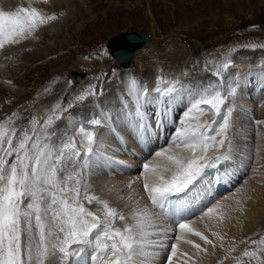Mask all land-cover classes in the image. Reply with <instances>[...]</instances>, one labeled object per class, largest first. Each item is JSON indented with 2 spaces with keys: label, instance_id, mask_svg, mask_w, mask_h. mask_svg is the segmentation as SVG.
Instances as JSON below:
<instances>
[{
  "label": "snow or ice",
  "instance_id": "6c2138e0",
  "mask_svg": "<svg viewBox=\"0 0 264 264\" xmlns=\"http://www.w3.org/2000/svg\"><path fill=\"white\" fill-rule=\"evenodd\" d=\"M56 19L55 13L46 14L32 6L31 0L28 6L15 10L0 7V49L32 37L41 26ZM237 87L229 85L227 92L219 88L197 90L183 111L181 126L175 130L172 144L180 151L165 148L155 152V161L143 164V189L152 207L164 215L182 211L172 198L186 195L206 168L228 158L220 149L230 143L235 106L228 103V98L236 96ZM153 91L165 104L159 112L160 119L155 121L159 127L167 116L166 102L178 89L174 84L164 88L157 85ZM95 94V87L89 86L76 100ZM148 97L147 87L139 86L134 79L129 81V103L124 104L123 115L141 138L152 128L145 110ZM59 112L60 106H54L43 124L33 117L31 129L19 135L12 117L0 121V264H49L50 259H56L58 264H83V256L89 250L92 264H150L155 252L149 249L165 246L151 239L162 234L154 231L155 214L147 205L139 207L136 202L126 215L92 192L87 180L91 170L101 166V159H109L103 155L96 133V128L103 125L102 119L97 115L77 124L74 135L65 134L54 144L49 128L61 119ZM207 114H211L210 121L204 118ZM104 119L111 121L112 117L106 114ZM213 149L217 154L209 156ZM132 183L127 187L131 188ZM128 199H132L131 194ZM94 203L100 206L96 211L87 206ZM221 207L213 205L204 215L216 213ZM218 215L223 219V213ZM117 222L122 226H117ZM178 227L215 246L187 223L180 222ZM212 235L223 239L217 232ZM181 239L184 237L177 236V240ZM250 243L255 249H246L241 257H234L235 264H243L242 258L264 264V237ZM194 247L206 251L199 244ZM176 251L177 245L172 244L168 264ZM234 251L235 246L229 248L225 259Z\"/></svg>",
  "mask_w": 264,
  "mask_h": 264
},
{
  "label": "bare ground",
  "instance_id": "6f19581e",
  "mask_svg": "<svg viewBox=\"0 0 264 264\" xmlns=\"http://www.w3.org/2000/svg\"><path fill=\"white\" fill-rule=\"evenodd\" d=\"M77 1L31 0L32 6L41 9L46 14L55 13L57 16L56 20L41 26L33 35L52 36V39H54V43L38 48L34 54L36 57L39 59L47 58L59 51L60 47L58 48V46L61 40L56 32L62 24L68 25L71 20L79 17L80 13L75 11L74 8ZM29 2L30 0H0V7L4 10H15L16 7L21 5L28 6ZM198 44L206 47L203 41ZM4 48L6 49L4 56L0 55L1 74L4 72L1 64L3 57L6 56L5 54H11L8 49L9 45ZM140 48L133 53L128 67L133 62L134 54ZM176 48L170 58L172 65L168 68H163L162 65L158 64L151 65L148 57L138 51L134 56V61H136L138 67H124L125 69H122L113 81L107 84L104 93H102V98L99 99V97L93 96L87 101V104L84 105L85 109L89 108L86 110H90L87 116H85L86 112L81 107H77L60 121L56 120L54 129L49 130L52 135L57 134L61 138L67 132H60V130H68V133L74 135L77 124L90 120L95 112L96 115L100 116L103 125L96 128V133L99 142L102 144L101 151L109 159H101V166L93 168L91 174L87 176V180L91 185V191L101 194L112 206L124 208L123 211L127 214L136 206V202H138L139 207L147 205L151 209V202L143 189L142 166H140L142 162L155 161L157 159L154 155L155 152L165 148L172 147L174 151H180L171 144V146H164V141H160L161 138L157 139V136L158 131L162 136L167 130H170L172 124L170 116L174 112H180L182 108H185L184 106L187 108L192 93H195L196 89H200L201 82L206 84V81L210 79L206 77L205 79L202 78L203 80H197L196 84H193L194 90L191 93L190 89L192 87L190 88V85L194 74L202 70L205 73L204 76L212 74L211 72L221 75L219 73L223 71L219 64L221 59L216 55H208L206 60H203L204 62L201 61L202 66L197 68L198 71L193 70L190 64L187 66V62L192 57L191 52L182 45H178ZM251 54L240 51L235 57L234 69L237 70L236 73L231 71V73H228L229 78L224 79L225 84L223 86L226 91H228L229 85L238 86L236 96L231 98L235 104L236 113L233 115V129L229 133L230 143L225 145L227 149L220 151L227 153L228 158L206 168L186 195L180 194V196L172 198L178 202V206L182 211L179 213L172 212L171 215L166 216L159 209H156V212L152 210L156 220L154 231L162 234L155 235L151 239L160 241L165 246L149 249L155 252V255L150 258V264H168V257L172 254V244L177 245V251L172 257L171 264H224L223 261L229 262L231 260H233L232 264H235L233 258L237 253H239L237 257H240L246 249L254 250L255 246L250 241L264 237V182L254 179L252 174H249L245 181L240 182L243 173L247 172L246 167L250 165L254 153H260L264 147L253 146L252 141L264 139V130L258 129L256 133L251 125V112L253 113L254 110L256 112L258 109H261L259 113L262 112V108L257 106L261 98H264V53L256 54L254 57ZM133 79L139 86L147 87L149 92L145 110L152 128L143 138L137 135L136 129L126 123L123 115L126 111L124 104L129 103L126 99L128 83ZM171 84H174L178 91L168 98L166 110L168 107H172L173 113L171 111L170 115V110H167V116L164 118L163 123L157 127L153 120L156 115H158L156 119H160L159 112L165 109V104L160 102L161 98L153 90L157 85L164 88ZM40 91L44 95L47 93L42 87ZM106 114L111 115V121L104 119ZM154 114L156 115L154 116ZM209 118H212L211 114ZM113 128L115 132H113ZM56 129L57 132L55 133ZM77 139L79 140V137ZM184 154L188 155L187 152ZM216 154V150L213 149L210 150L208 155L214 156ZM221 174L225 176L222 179L223 182H216L217 184H213L208 190L206 183L214 176L216 178L220 177ZM129 182H134L131 188L127 187ZM130 194L132 196L131 200L128 199ZM120 197H123V199ZM216 204H220L222 207L216 213L204 215L209 207ZM218 213H223V219L220 218ZM180 222L187 223L195 231L203 233L213 241L215 246L205 243L200 237L187 232V230L181 231L178 227ZM120 225V222H117V226ZM213 232L219 233L223 239L213 236ZM177 236H183L184 239L177 240ZM186 240H192L194 243H186ZM241 243H247V248L241 249ZM194 244L201 245V249H206V251L196 249ZM233 246H235V251L228 256V259H225L229 248ZM89 259L90 250L83 256V264H92ZM262 260H264V257H262ZM252 264H256V261L253 260Z\"/></svg>",
  "mask_w": 264,
  "mask_h": 264
},
{
  "label": "rangeland",
  "instance_id": "374dc122",
  "mask_svg": "<svg viewBox=\"0 0 264 264\" xmlns=\"http://www.w3.org/2000/svg\"><path fill=\"white\" fill-rule=\"evenodd\" d=\"M74 8L80 13L79 17L71 20L68 25L62 24L56 32L62 42L58 46L60 48L57 53L47 58L36 57L34 54L37 49L54 43V39L52 36H32L21 40L18 44L9 45L11 54H5L6 56L3 57L1 64L4 72L0 73V121L12 117L17 135L25 129H31L30 121L33 117L38 119L39 124H43L56 105L60 106L58 114L61 115V119L77 107H81L87 116L90 111L86 110L89 109L88 107L84 108L87 101L93 96L102 98L107 84L125 69L117 64L108 49L110 38L121 31H137L152 35L150 43L138 50L148 57L151 65L158 64L163 68L171 66L170 58L178 45L186 47L191 52L192 57L187 62V66L190 64L193 70L198 71L197 68L202 66L201 61L206 60L208 55L219 56L221 59L219 64L223 69L219 73L221 75L211 72L212 74L204 76L202 70L196 72L190 85L191 93L194 90L193 84L206 77L211 80H207L206 84L201 82L200 89L219 88L227 92L223 86L224 79L229 78V72L236 73L237 70L234 69L236 55L240 51L252 53V57L264 53V0H78ZM201 41L206 47L199 46L198 43ZM5 51V48L0 49V55L4 56ZM134 56L129 67L137 68ZM226 63L227 68L224 67ZM72 69L86 71V78L72 82L68 74ZM89 86L95 87L96 94L89 95L83 101H77L76 96L88 90ZM232 86L237 85L232 84ZM41 87L45 89V93L47 92L45 95L41 94ZM231 98H228V103L235 106ZM263 103L264 98H261L257 106L262 108V112L259 113L261 109L258 108L256 112L255 110L251 112V125L256 133L258 129L264 130ZM184 107L180 112H174L170 116L172 118L170 130L162 136L158 131L157 139L161 138L160 141H164V146H173L175 130L181 126L183 111L186 109V106ZM171 109L172 107L167 108L170 110V115L171 111L173 113ZM13 113L16 115L13 116ZM209 115L204 118L210 121ZM95 116H97L96 112L93 117ZM157 116L153 121L158 120ZM54 127L55 123L49 130H53ZM232 129L233 123L229 133ZM54 132L56 133L57 129ZM60 132L69 131L60 130ZM72 134L68 133V135ZM60 139L57 134L51 135V142L54 144H58ZM252 143L256 147L264 146V139H256ZM225 148L224 146L220 151ZM144 163L142 162L140 166ZM246 168L247 172L243 173L240 182L245 181L249 174H252L254 179L264 182V147L260 153H254L250 165ZM223 178L225 176L222 174L217 178L214 176L206 183L208 190ZM92 192L105 199L98 192ZM87 206L94 211L100 207L95 203ZM150 206L151 210L156 212V208L151 204ZM118 209L123 211L124 208L118 206ZM240 247L246 249L247 243H241ZM242 259L245 264L253 263L249 258ZM223 262L232 264L233 260ZM49 264H58V261L50 259Z\"/></svg>",
  "mask_w": 264,
  "mask_h": 264
},
{
  "label": "water",
  "instance_id": "95a60500",
  "mask_svg": "<svg viewBox=\"0 0 264 264\" xmlns=\"http://www.w3.org/2000/svg\"><path fill=\"white\" fill-rule=\"evenodd\" d=\"M151 38L152 35L150 34L137 31H121L110 39L109 51L118 64L128 67L135 50L147 44ZM68 74L72 81H80L85 78L87 72L72 70Z\"/></svg>",
  "mask_w": 264,
  "mask_h": 264
}]
</instances>
